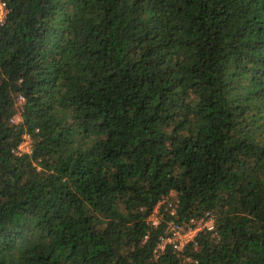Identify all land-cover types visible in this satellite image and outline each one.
I'll return each instance as SVG.
<instances>
[{"label":"trees","instance_id":"trees-1","mask_svg":"<svg viewBox=\"0 0 264 264\" xmlns=\"http://www.w3.org/2000/svg\"><path fill=\"white\" fill-rule=\"evenodd\" d=\"M2 1L0 264H264V0Z\"/></svg>","mask_w":264,"mask_h":264},{"label":"built area","instance_id":"built-area-1","mask_svg":"<svg viewBox=\"0 0 264 264\" xmlns=\"http://www.w3.org/2000/svg\"><path fill=\"white\" fill-rule=\"evenodd\" d=\"M0 12H3V16L6 12V5L5 2L0 0ZM3 16L1 19H3ZM0 19V20H1ZM25 136H28L30 139L29 134L25 133L22 135V140L25 139ZM21 140V141H22ZM16 146V151H27V150H21L20 149V143ZM30 146V141H29ZM171 196L165 198L164 200L167 201V205L169 206V213L174 212L173 203L175 199H170ZM164 200H161L158 202L159 204L163 202ZM169 200V201H168ZM158 207L157 204L155 208H157L156 211H154L155 208H153L152 213L149 215L148 219L152 224L158 223ZM213 228L212 225V214L209 211H205V213L199 217L190 218L187 222H176L173 219H169L166 221L164 226L163 234L159 235L158 241L155 245V252H158L159 250L163 249L166 244H169L171 248L175 251H182L184 246L188 243H193L195 245L196 243V234L203 230H211Z\"/></svg>","mask_w":264,"mask_h":264},{"label":"rangeland","instance_id":"rangeland-1","mask_svg":"<svg viewBox=\"0 0 264 264\" xmlns=\"http://www.w3.org/2000/svg\"><path fill=\"white\" fill-rule=\"evenodd\" d=\"M2 16H3V12H0V19L2 18ZM17 117H18L17 115H14V118L15 119H17ZM29 141H30L29 137L28 136H25V139H23L21 141L20 145H19L20 146V149L21 150H28L29 149ZM172 198L173 197H170V199H172ZM156 210H157V208L154 209V211H156Z\"/></svg>","mask_w":264,"mask_h":264}]
</instances>
